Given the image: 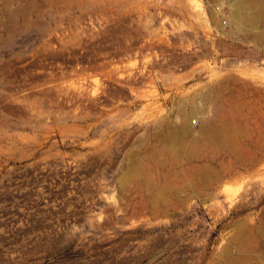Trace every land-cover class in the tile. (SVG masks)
I'll use <instances>...</instances> for the list:
<instances>
[{"label": "rangeland", "instance_id": "obj_1", "mask_svg": "<svg viewBox=\"0 0 264 264\" xmlns=\"http://www.w3.org/2000/svg\"><path fill=\"white\" fill-rule=\"evenodd\" d=\"M234 2L0 0V264L245 255L236 234L264 225V161L195 190L167 178L183 156L151 154L164 151L162 120L186 114L191 139L223 114L240 149L261 140L264 21L239 24ZM229 147L206 139L197 151L217 152L219 170ZM134 164L172 189L126 178Z\"/></svg>", "mask_w": 264, "mask_h": 264}, {"label": "bare ground", "instance_id": "obj_2", "mask_svg": "<svg viewBox=\"0 0 264 264\" xmlns=\"http://www.w3.org/2000/svg\"><path fill=\"white\" fill-rule=\"evenodd\" d=\"M233 6L234 19L239 24L245 21H264V0H235ZM17 18L18 13L11 11L8 24H15ZM1 23L2 20L0 19ZM197 112L200 113L201 111L197 110ZM162 125L164 131V151L157 149L153 150L151 154L155 159L158 158V162L163 161L166 155L165 152L168 150L174 153L173 159L175 161L178 160L175 159L176 157L183 156L184 164L182 165L184 167L179 176L169 173L167 178H170L171 181L178 180L185 187H193L195 190L199 189L198 185H203L207 189L217 188L219 183L224 179L236 178L241 168L256 165L264 161V124L260 129L261 140L253 145L254 154L249 152V148L240 149L235 145L234 128L227 121L226 115L223 114H218L211 119H200L199 131L201 135L198 139H191L194 128L188 123L187 114L183 117L181 123L166 125L165 120H162ZM186 138L190 139L186 140ZM206 139H212L228 147L230 146L229 155L232 160L226 161L222 157L219 162V170L217 167L212 166V162L220 158L217 152L212 155L210 152L201 154L197 151L198 144ZM204 161L206 163H202ZM134 165L129 170L126 178L135 176L136 179L142 181L155 191L157 196L168 190V188L172 189V185H167V187L162 186L154 177H150L147 174L146 166L142 164ZM236 239L241 243L245 255H235V260L229 261V264H264V225L260 223L244 224L236 234ZM257 255L259 258H257Z\"/></svg>", "mask_w": 264, "mask_h": 264}, {"label": "built area", "instance_id": "obj_3", "mask_svg": "<svg viewBox=\"0 0 264 264\" xmlns=\"http://www.w3.org/2000/svg\"><path fill=\"white\" fill-rule=\"evenodd\" d=\"M39 63H41V62H39ZM39 67H41V66H39Z\"/></svg>", "mask_w": 264, "mask_h": 264}]
</instances>
